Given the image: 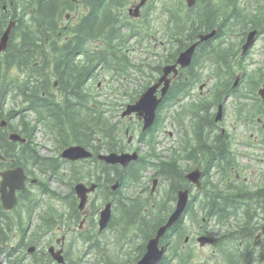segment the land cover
<instances>
[{
  "label": "trees",
  "instance_id": "16d2710c",
  "mask_svg": "<svg viewBox=\"0 0 264 264\" xmlns=\"http://www.w3.org/2000/svg\"><path fill=\"white\" fill-rule=\"evenodd\" d=\"M163 1L166 0H159V8L164 11L165 16L159 29L160 37L154 40V35H150L152 26L147 23V12L142 11L143 21L140 26L137 23L134 26V22L124 17L122 11L128 0H0V34L9 21L13 20L15 23L10 30L6 50L0 54V119L10 121L16 117L17 124L13 126L17 132L18 123L29 131L40 126L53 138V150L57 153L73 143L88 146L94 153L102 150L118 151L124 144L120 119L113 121L105 103L90 94L87 83L91 77L107 72L112 78L130 79L132 72H136L137 77L146 78L141 89L134 90L137 94L147 86L149 80L157 76L163 64L173 61L178 52L195 39L197 33L208 31L214 23L242 22L246 23V29L247 22H251L259 28L264 39L262 7H258L257 11L244 13L242 3H237L238 0H233L232 7L216 5L213 0H197L190 8H186L183 0H173L172 5H166ZM146 8L152 10V5L149 3ZM69 11L74 17L67 18V14L71 15ZM64 18L69 20L65 28L61 24ZM227 30L229 27H224L223 31ZM132 38L139 44H144L143 39L149 40L144 50L149 47L151 49L155 42L158 47L156 63L152 60L145 64L144 58L134 61L129 53ZM208 42L199 45L192 57L188 68L190 82L200 79L197 65L204 68L207 63L212 62L216 71L218 70L217 75L221 73L216 84L226 87L236 71L232 64L235 59L232 60L231 52L222 44V40L218 43L213 40ZM147 55L155 57L150 52ZM13 69H16L14 71L18 75L21 73L22 77L9 78V72ZM181 73L184 72L180 71V77L171 86L169 97L184 95V84L187 82H183L184 76ZM259 75L262 77L261 73ZM54 81L62 98H58L57 91L53 90L56 89L53 87ZM133 100L135 95L132 92L127 101ZM8 102H11V106L5 108ZM194 114L195 118L191 120L195 143L187 146L188 142L184 140L185 145L182 144L175 156L161 157L153 150L156 140L154 129L159 121L153 125L147 137L146 133L141 134L142 140L150 147L147 153L126 168L105 164L95 155L89 159V181L98 183L103 197L105 193L107 195L115 178L119 180L121 187L128 189L141 181L142 171L149 167L153 170V176L167 184L163 195L160 198L154 197L158 200L153 202L152 196L149 198L148 195H143L144 188L133 194L123 193V197H117L114 208L117 223L120 224L116 226L122 227L123 236L139 235L142 240L136 246L132 258L127 257L122 262L112 261L110 264H134L141 257L146 240L172 210L171 202L175 201L177 190L187 187L184 173L191 167H186L188 163L183 164L181 160L204 162L201 158L203 154L204 159L209 156L212 169L219 170L223 176L229 174L228 165L233 157L228 154L227 141L220 134L208 135L212 129L211 117L204 116L206 118L203 120L198 109ZM29 140L26 143L12 142L5 134L0 133V152L7 155L10 150L18 164L37 166L45 171L44 177L55 176L63 180L58 168L65 161L59 156L41 154L33 141ZM219 158L225 161L218 160ZM80 169V166L70 167L71 174L68 178L79 180ZM204 174L202 189L193 195L194 200L188 202L185 217L182 215L161 238L167 249L159 264H206L192 261V249L183 245L184 232L187 230L186 214L188 221L197 227L198 232L210 234L213 230L216 231L218 236L215 241L218 244L215 246L221 251L222 260L226 264H253L254 255L246 249L247 242L251 240V232L257 229L258 221L250 219V208L254 206L251 201L248 202V219L238 217L237 221L233 216L236 207L233 193L237 189L231 183L220 186L218 179L212 181L209 170ZM239 191L243 190L240 188ZM74 199L72 194L68 197L66 201L69 206L73 207ZM50 216L52 213L47 212L45 221ZM131 229L137 232L130 233ZM99 234L96 233L94 240L89 238V245L94 241L93 244L97 246L94 253L99 255V259L96 264L105 258L102 247H99ZM239 241L243 242L244 248H237ZM101 264H107V260Z\"/></svg>",
  "mask_w": 264,
  "mask_h": 264
},
{
  "label": "flooded vegetation",
  "instance_id": "af4514ba",
  "mask_svg": "<svg viewBox=\"0 0 264 264\" xmlns=\"http://www.w3.org/2000/svg\"><path fill=\"white\" fill-rule=\"evenodd\" d=\"M146 2L147 0H140L138 3L133 4L132 8L139 5L138 16H140L141 9ZM232 2L233 0H219L216 5L232 7ZM183 3L186 8H190L197 3V0H195L190 6L185 3V0H183ZM133 10L134 9L131 11L129 10V14H132ZM252 10L253 9H250V12ZM61 24L62 27L65 28V24ZM252 24L253 23L251 22H247V28L245 29L244 26L246 23H235L229 21L218 22L214 23V26L209 29L210 31H213L212 36L200 40L199 33L195 35V39L189 43V45L193 43L196 44L193 55L199 45L203 43L208 44V41L211 40L215 41V43L222 40V44L227 46V50L231 52L233 57L232 60L235 59L232 64L234 65L233 68H236V71L229 80V85L225 87L223 85L216 84L218 83L217 79L221 73L217 75L218 70L216 71L212 62L207 63L204 68L197 65V72L200 75V79L194 82H190V74L188 73L190 72V70L188 71V68L192 63V58L189 64L184 67L177 64L176 74L173 75V72H170L168 75L170 83L166 92L157 104L153 125L162 120V110L165 108L167 110L168 108L171 109L172 112L171 114H168V118H170L172 127L173 125L176 126L177 131L180 132L177 133V140L182 139V144L184 143V145L185 141L188 142V146L194 145L195 143L192 137L193 123L191 120L195 118V110L198 109V113L202 116L203 120L206 118L204 116L212 118V129L209 131L208 135L216 136V134H220L222 138L227 141L229 147L228 154L230 157H233V160H230V164L228 165L230 168L228 175L223 176L221 174L222 172L220 173L219 170L215 169L219 175L217 181L220 186L231 183V186L234 187V189H237V192L233 193V196H235L234 202L236 204L235 211L233 208L235 213L233 216L237 221L238 217H240V219H248L246 207L248 208V202L251 201L254 207L250 208V219L252 221H258V223L257 229L251 232V240L250 242H247L248 247L246 250L251 251L255 257L264 259V232H262V224L264 221V170L249 169L250 173L254 174L256 177V179L254 178L250 181L248 176H245L244 173V171L248 170V168L245 166L238 167L235 165V153L231 149V139L234 135L225 126V122L229 123L225 112L227 104L230 101L233 107L232 115L235 117V121L231 122L230 125H236L239 123V125L244 128L245 132L249 128L247 126L253 123L260 124L264 127V99L259 93V90L264 85V78L259 75V73H261L264 69V59L259 61L257 63L258 65L256 64L257 66L254 67L255 69L250 71L247 70V65L254 64L255 61L252 59L248 61V58H250V51L253 48L254 43L263 35L259 33V28L253 26ZM224 27H229V31H223ZM242 28H244L243 31ZM252 29H254L256 40L247 50H245L246 48L243 49L242 44L247 31ZM256 35H259L258 38ZM261 47H264V45L262 44ZM177 57L178 54L173 61L166 62L165 64L176 63ZM208 59L209 61H212L211 58ZM162 66L160 67V71L157 72V76L148 81L147 86L158 81L162 74ZM180 71L184 72L181 73L184 76L183 82H187L184 84V95L169 97L171 86L174 81L178 80L180 77ZM162 85L163 82L157 89V96H160V88ZM195 86L197 87L196 89ZM190 106H193V108ZM140 117L142 116H139L137 112H131L123 115L121 114V118H126L128 122L131 120L136 121L138 141H142L141 134L143 132L149 133L153 128V125L145 128L143 125V119ZM121 121L123 120L121 119ZM14 129V126L10 123L5 122V125H1L0 122L1 134H5L8 137L10 133L14 132ZM17 130V134L21 133L23 136L22 138L27 140L26 142L35 137L36 129L29 131L26 127H22V125H19L18 123ZM23 133L25 135H23ZM124 134L128 135V139L126 143L121 145L119 150L138 152L137 150L129 149L130 147L128 144L131 139L133 140V135L129 134L128 125H126L124 129ZM8 140H10L9 137ZM247 142L248 141H245V143ZM175 148V144L171 145L169 148V151L171 149V157L174 156L177 151ZM7 152V155L0 152V172L20 166L22 168L23 181L21 187L14 189L15 199L11 202L12 204L8 209L3 207L0 193V264H74V258L70 257L71 248L75 247V239L72 238V233H78L80 237L83 239L86 238V241H89V238H91L89 233H103L104 230L112 228L113 225L120 224L119 222L117 223L116 215L114 213L115 202L117 196L119 195V184L115 182V185H111L107 195L105 193V196L103 197L104 202L102 205H97L94 201H96L98 194L101 193V195H103V192L100 190L97 182H92V180L89 182V158L78 161L64 159L66 161L65 164L58 168V171L62 174L63 179H66L71 174L70 167L75 168L80 166L79 181L84 182L87 188L89 187V184L95 183L94 191L87 194L86 202L84 206L80 208L78 206L79 198L77 197L74 188L76 183L79 181L73 182V179L68 178L67 182H64V180H60L55 176L48 177L45 181L42 177L45 175V171L42 170V168L37 166H22L16 162L14 157L15 155L12 151L8 150ZM139 155L142 157V153ZM201 156L204 162H195V167H198L201 179L203 180L205 177L204 172L209 170L210 173L213 166L212 164H209V156L205 159L203 154H201ZM261 156L262 162L264 163L263 154H261ZM222 159L223 158H219L218 160ZM75 171L76 170L74 169L73 172L75 173ZM227 177L229 180H227ZM50 179H53L58 183L64 182L67 186V191L65 193H61L58 190L51 188V185L49 184ZM157 182L156 178H152L150 188L148 187V190H145L150 194V198L151 193L149 191L153 190V187H155ZM188 187L190 188V200H194L195 198H193V195L195 193H192V190L195 189L193 184L189 181L187 182V188ZM240 188L243 190L242 192L239 191ZM201 189L202 187L198 189V191H201ZM7 190H9L8 187ZM71 194L75 197L73 200V207L69 206L66 201L68 197L70 198ZM107 202H110L111 204L109 221L104 228L100 229L98 227L100 210ZM47 212L52 213V216L45 221L44 216ZM46 222H49V224L46 225ZM118 227H120V225H118ZM121 228L122 227H120V229ZM196 232L197 231H195V233ZM197 235H199V233H196L194 237H189V235H187L185 236V241L187 242L189 238H196ZM217 236L218 234L213 237V245L218 244V241H215ZM162 244L165 245L164 243ZM238 247L244 248L242 241H239L237 248ZM89 250L88 245L86 251H84L88 253L90 252ZM117 259L119 258L117 257Z\"/></svg>",
  "mask_w": 264,
  "mask_h": 264
},
{
  "label": "rangeland",
  "instance_id": "374dc122",
  "mask_svg": "<svg viewBox=\"0 0 264 264\" xmlns=\"http://www.w3.org/2000/svg\"><path fill=\"white\" fill-rule=\"evenodd\" d=\"M139 0H128V3L123 7L122 13L124 14V17L128 20H131L134 22V26L138 24V26L142 25V17L140 18H133L130 17L127 14V8L132 7L134 3H137ZM215 3H218L219 0H213ZM240 2L242 0H239ZM166 5H172L173 0H166L163 1ZM152 5V10H149L146 8L148 4ZM262 4L264 6V0H244L243 8L245 11H249L252 9V6L260 5ZM262 6V7H263ZM257 9V8H256ZM254 9V11H257ZM147 12V23H149L152 27L151 34L153 35L157 30V33L154 34V40L157 39V37H160L159 29H161L162 25V19L164 18V11L162 12L159 8V0H147V2L144 4V6L141 9L142 11ZM70 12V11H69ZM71 13V12H70ZM74 17L73 13L71 15L67 14V17ZM68 19L63 20V23L66 25ZM69 21V20H68ZM137 23V24H136ZM154 29V31H153ZM144 44H148L147 39H143ZM131 44V45H130ZM139 44L138 41H135V38H132L129 42V47L131 48V51L129 52L134 61H138L142 58H144V63L152 62L156 63L157 56H156V50H158V47L156 46L155 42H153V48L155 51V57L147 55V51L144 50L145 45ZM262 44L264 45V39L260 37L255 43L253 48L250 51V58H248V61L255 60L254 64L247 65V70H253L255 69L259 61H262L264 59V47H261ZM257 64V65H256ZM13 69L12 72H9L8 77L12 78L14 76L22 77L21 73L18 75ZM136 72H132L130 79H116L112 78L110 73L107 72H101L98 73L95 77H91L89 80L88 87L90 88V94L94 95L97 100L105 103V106L108 108V114L112 116L113 121H117L118 119H122V122H119V125L121 127V135L124 138V141L128 138V135L124 134V129L126 125L129 126V134L133 135V140L131 139L129 145V149L137 150L144 156V153H147L146 151L149 150V145L146 144V142L138 141L137 140V123L136 121H130L128 122L126 118L120 117V112L125 106V102L127 101L129 95L133 92L135 95V98L138 97L139 93H135L134 90L138 89L140 90L141 87L146 83V78H143L142 76L137 77L135 75ZM262 77L264 78V69L261 72ZM197 87L195 86V89ZM53 90L56 92L57 89ZM56 93L59 92L57 91ZM58 98H62V96H58ZM128 102V101H127ZM11 102H8L5 104V108L11 106ZM233 107L229 101L226 108V118L227 121L229 120V123L225 122V126L233 133L234 137L231 139V149L235 153V165L238 167L245 166L248 168V170L244 171L245 176H248V179L252 181L254 178L256 179L254 174L250 173L249 169H263L264 170V163L262 162V156H264V127H262L260 124H250L247 127V131H244V128L237 123L236 125H230L231 122L235 121V117L232 115ZM172 110L168 108V110L165 108L162 110V120L160 121L159 125L155 129V136L156 141L153 144V148L155 151H159L161 155H168L169 154V148L171 145L175 144L176 148L179 144V141L177 140V133H180L177 131L176 126L173 125L170 122V118H168V114H171ZM166 119V120H165ZM9 122L12 125H16L17 119L16 117L13 118V120H10ZM128 122V123H127ZM171 132V133H170ZM172 134V135H171ZM35 142L39 144V151L43 154H52L53 151L51 149L53 148L52 144V137L47 135L45 138L42 137V133L40 131H36L35 134ZM245 141H248L245 143ZM253 143V146H252ZM183 164L188 163L186 167H194L196 166L195 163L192 162V160H181ZM152 174V168H146L142 171L141 174V181L137 185H133L131 187L124 188L119 187L121 190V193H130L133 194L134 192H137L138 190L144 188L145 190H148V186L150 188L151 182H150V176ZM218 172L215 169H212L210 171V179L212 181H216L218 179ZM44 178V176H42ZM45 179V178H44ZM67 179H64V182H67ZM227 180L229 178L227 177ZM75 181V180H73ZM64 182L58 183L57 181L50 179L49 184L51 185V188L58 190L61 193H65L67 190L66 184ZM150 183V185L148 184ZM166 189V184L161 182H157L155 184V187H153V190L149 191L151 193L152 199L151 202L158 200L154 199L160 198L163 195L164 190ZM148 192V191H147ZM146 191L144 194L147 193ZM195 190H192V193H194ZM124 194L121 196L123 197ZM97 205H102L103 197L101 194H99L96 198V201H94ZM175 201L171 202L172 208L174 206ZM96 206V205H95ZM117 211V210H116ZM115 215L116 212L114 211ZM186 227L187 230L184 232V236L189 235L195 236L196 226L191 224L188 221V216L186 214ZM233 223L234 220L231 219ZM211 222H214V219L211 220ZM216 227V223L214 224V229ZM137 230L131 229L130 233H136ZM121 233V234H120ZM122 230L120 227L113 225L112 228H108L104 230L103 233H100L98 235V239L100 241L99 247H102L103 249V255H105V258L100 261L99 264H101L104 260H107V264H110L112 261H124L127 257H133L135 255V247L139 245L142 238L139 237V235H132L129 234V236H123ZM213 236H216L217 233L215 230L212 232ZM96 233L91 232L89 233V236L91 237L90 240L95 239ZM131 235V236H130ZM87 237V236H86ZM72 238L75 239L74 248H71V255L70 257L74 258V264H96L97 260L99 259V255L95 254L97 246H95L93 243L94 241L89 245V241H86V238L83 239L79 236L78 233H72ZM96 241V240H95ZM89 245V251L86 253V248ZM183 245L187 249L191 248L193 251L192 255V261L194 262H205L206 264H226L225 261L222 260L221 251L213 244L211 245H203L200 246L195 239L189 238V240L186 242L184 241ZM228 247V245H227ZM85 250V251H84ZM128 252V254H127ZM130 252V253H129ZM117 257L120 259H117ZM253 264H264V259H261L259 257L254 256Z\"/></svg>",
  "mask_w": 264,
  "mask_h": 264
},
{
  "label": "water",
  "instance_id": "95a60500",
  "mask_svg": "<svg viewBox=\"0 0 264 264\" xmlns=\"http://www.w3.org/2000/svg\"><path fill=\"white\" fill-rule=\"evenodd\" d=\"M186 4L190 6L194 3L195 0H185ZM138 6H136L135 11H137ZM14 21H10L6 28L3 30L0 35V52L5 50L7 46V42L9 39V33L14 25ZM213 35V31L199 35V39L203 40ZM253 38V32L249 33L247 43L243 46L245 49L251 42ZM196 44L193 43L184 50H182L174 64H167L162 67V74L159 77L158 81L152 85H150L139 97L138 99L126 106V109L122 112L123 114H128L131 112H137L140 118L143 119V125L145 128L149 127L154 120L155 110L157 104L161 100L162 96L166 92L170 78L168 77L170 72H173V75L176 74L177 64L179 66L184 67L189 64L193 52L195 50ZM163 82L162 87L160 88V96L157 97L156 92L159 85ZM261 97L264 99V85L259 90ZM2 125H5V122H1ZM9 139L12 141L24 142L25 139L22 138L17 133H10L8 135ZM61 156L63 158L69 160H77L80 158L90 157L91 153L81 145H71L62 150ZM97 157L101 160H104L106 163H119L123 167H125L130 161L137 159L138 155L134 151L132 153L129 152H109L105 154H98ZM1 180H0V193L3 207L8 209L11 206V202L14 201V189L22 186L23 174L22 168L20 166L8 169L0 172ZM200 171L198 168H195L189 171L185 177L188 181L196 184L197 187L200 186L199 182ZM21 184V185H20ZM7 187L9 190H7ZM75 192L77 197L79 198L78 206L82 208L86 202L88 192H91L95 188V184H90L87 188L86 185L82 182H78L75 185ZM189 198L188 189L179 190L177 194V200L175 203V208L167 217L166 221L159 225L155 231V233L149 237L145 243V249L142 256L134 263V264H159L163 253L165 252V246L160 244V239L166 232V230L172 226L182 214ZM110 217V202H107L104 207L100 210L99 219H98V227L100 229L104 228ZM262 232H264V223L262 225ZM197 241L200 245L211 244L213 243V239L201 235L197 238Z\"/></svg>",
  "mask_w": 264,
  "mask_h": 264
},
{
  "label": "bare ground",
  "instance_id": "6f19581e",
  "mask_svg": "<svg viewBox=\"0 0 264 264\" xmlns=\"http://www.w3.org/2000/svg\"><path fill=\"white\" fill-rule=\"evenodd\" d=\"M166 120V119H165Z\"/></svg>",
  "mask_w": 264,
  "mask_h": 264
}]
</instances>
